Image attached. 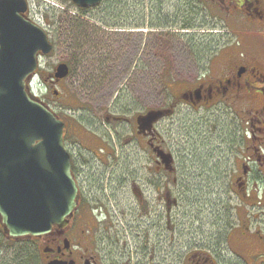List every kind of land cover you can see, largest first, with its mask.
<instances>
[{"label":"rangeland","instance_id":"obj_1","mask_svg":"<svg viewBox=\"0 0 264 264\" xmlns=\"http://www.w3.org/2000/svg\"><path fill=\"white\" fill-rule=\"evenodd\" d=\"M47 1L54 6L36 1L32 9L44 19L53 51L40 59L38 77L31 81L30 87L51 111L63 114L64 110L74 117L77 125L94 130L105 143L114 147L112 155L97 162L79 148L80 144L88 147L85 135L70 136V149L81 157L85 167H98L110 177V184L100 190L99 198L108 202L109 210L115 211L118 219L112 222V229L96 233L101 260L106 264H160L148 253L153 242L148 232L149 236L140 245L132 190H122L111 178L121 173L129 177L134 174L137 158L132 144V124L136 113L165 108L178 87L190 86L202 76L217 77L221 63L225 62L217 54L221 50L222 55L226 54L233 48L239 51L236 37L209 5L201 9L195 0H190L188 28L175 26L181 22L177 17L182 12L177 9V2L181 0H154L156 10L152 13L150 8L142 7L143 10L138 6L135 3L138 0H116V3L112 0L84 16H79L71 0ZM148 23H161L164 27L150 29ZM137 25L141 28L135 29ZM256 42L260 48L264 39L256 38ZM61 63L69 66L70 73L49 88L46 82ZM108 111L125 117L128 122L116 124L115 130L107 131L104 112ZM198 117L197 112L189 113L180 122L166 121L159 126L163 141L173 150L176 162L174 178L178 184L174 186V198L179 206L173 216L170 245L173 264H180L186 252L200 247L201 241L213 240L210 232L216 230L215 220H218L215 206L229 193L228 189L183 191L178 186L183 185L187 172L203 177L204 173L223 174V169H215V163L220 153L223 154L224 146L218 148L221 141L218 135H202V121ZM235 161L223 165L227 179ZM95 189V184L90 185V194ZM260 192L263 201L264 190L256 195ZM231 202L233 209L235 202ZM257 202L254 193L253 204ZM248 212L250 231L258 228L264 236L263 208L255 206ZM225 243L223 240L220 245L221 257L234 260L232 254L226 253ZM19 247L28 249L23 243H19ZM139 249L147 251L145 260ZM236 256L241 261L234 260L236 263L246 261L245 256Z\"/></svg>","mask_w":264,"mask_h":264},{"label":"flooded vegetation","instance_id":"obj_2","mask_svg":"<svg viewBox=\"0 0 264 264\" xmlns=\"http://www.w3.org/2000/svg\"><path fill=\"white\" fill-rule=\"evenodd\" d=\"M153 1L138 0L135 3L141 8H150L152 13L156 10ZM194 2L201 5V9L209 5L223 25L231 27L237 41L234 44L239 51L233 48L223 55L222 50L218 52L217 57L225 59V62L221 63L217 77L202 76L190 86L178 87L175 93L172 92L171 103L165 108H152L136 113L132 124V144L137 158L134 174L129 177L121 173L111 180L117 182L122 190L130 189L133 192V215L137 222L140 245L147 236H152L149 255L160 264H173L170 245L173 216L179 206L174 198V186L178 184L174 178L176 162L173 150L163 141L159 126L166 121L180 122L185 115L197 112L202 121V135H218L221 140L218 148L224 146L223 154L220 153L217 162L214 161L215 169H223V174L204 173L203 177L199 173L187 172L184 174L186 183L184 181L183 185L178 186L183 191L228 189L229 193L225 200H218L220 202L215 206L218 220H215L216 230L210 232L213 240L201 241L200 247L189 249L180 264H238L241 261L236 254L246 257V261L241 264H264L263 231L258 228L250 231L248 212L255 206H261L264 210L261 192L256 195V192L264 190V43L260 42L262 46L257 48L256 42V38L264 39V0ZM26 6L22 17L34 21L36 12L30 10L28 3ZM177 7L182 10L177 15L181 22L175 26L188 28L190 0L177 2ZM152 19L151 17V22ZM138 26L140 25L135 29L141 28ZM147 27L163 29L164 25L148 23ZM46 83L50 85L49 88L55 85L52 79ZM150 111H160L163 115L150 128L142 129L138 120ZM104 113V127L107 131L115 130L116 124L128 122L121 115L111 114L110 111ZM56 116L64 123L63 137L70 154L71 173L77 186L76 206L71 215L66 217L63 226H52L50 232L43 236L14 239L4 234L0 226V264H7L8 261L10 264H106L101 260L96 245V233L102 229H112V222L118 219L116 212L109 210L108 202L99 198L100 190L110 184V177L98 167H85L81 157L73 154L70 149V136L75 133L85 135L88 147L80 144L79 148L97 162L112 155L114 147L105 143L94 130L77 125L73 121L74 117L64 110L63 114ZM162 151L173 157L171 164L166 165L157 156L163 155ZM233 159L236 160L232 163L233 172H228L227 179V171L223 165L231 164ZM92 184H95L96 189L90 194ZM254 193L258 202L253 204ZM231 200L235 202L233 209ZM223 240L226 242V252L232 254L237 263L230 258L227 261L221 257L220 245ZM19 243L26 244L28 249L20 248ZM146 253L147 251L139 249L143 260Z\"/></svg>","mask_w":264,"mask_h":264},{"label":"water","instance_id":"obj_3","mask_svg":"<svg viewBox=\"0 0 264 264\" xmlns=\"http://www.w3.org/2000/svg\"><path fill=\"white\" fill-rule=\"evenodd\" d=\"M71 1L79 9L102 2ZM25 9L23 0H0V224L15 239L63 226L77 196L64 125L28 90L38 54L48 55L52 46L42 29L22 17ZM67 74L60 64L53 77L58 82ZM162 114L150 112L138 124L148 129Z\"/></svg>","mask_w":264,"mask_h":264},{"label":"trees","instance_id":"obj_4","mask_svg":"<svg viewBox=\"0 0 264 264\" xmlns=\"http://www.w3.org/2000/svg\"><path fill=\"white\" fill-rule=\"evenodd\" d=\"M111 1H112V0H105L103 4H105V2H111ZM112 2H113V3H116V0H114V1H112ZM103 4H102V5H103ZM102 5H100V6H102ZM87 11H89V10H87ZM87 11H80V12H81L82 15H83V14H85ZM81 13H80V14H81ZM78 22H80V21L78 20ZM98 22H99V21H98ZM80 23H81V22H80ZM95 23H96V22H95ZM95 23H94V25H96ZM207 50L212 51V49H207Z\"/></svg>","mask_w":264,"mask_h":264},{"label":"bare ground","instance_id":"obj_5","mask_svg":"<svg viewBox=\"0 0 264 264\" xmlns=\"http://www.w3.org/2000/svg\"><path fill=\"white\" fill-rule=\"evenodd\" d=\"M50 232V231H49Z\"/></svg>","mask_w":264,"mask_h":264}]
</instances>
